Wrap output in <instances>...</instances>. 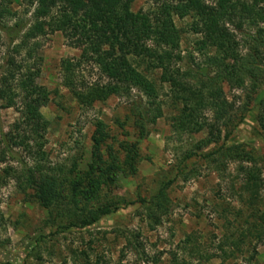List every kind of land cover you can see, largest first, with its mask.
Listing matches in <instances>:
<instances>
[{"label": "rangeland", "instance_id": "374dc122", "mask_svg": "<svg viewBox=\"0 0 264 264\" xmlns=\"http://www.w3.org/2000/svg\"><path fill=\"white\" fill-rule=\"evenodd\" d=\"M6 2L14 13L13 22L31 19L35 8L31 0ZM154 6L155 0H135L133 10L147 11ZM192 21V17L176 18L183 57L179 65L184 68H194L205 59L195 49L198 35L191 31ZM256 30L249 26L236 30L244 53L254 50L245 46L248 37L243 32ZM8 40L3 36L0 45V87L5 91L0 102V264H170L173 254L181 253L201 264H264V240L252 237L240 244L239 250L224 246L225 236L235 234L236 239L242 230L255 225L252 214L264 211V125L252 112H248L245 122L230 127L229 137H225L226 133L210 136L207 128L198 133L178 130L173 119L179 113V104L169 83L161 81V70H154L149 77L156 83L157 103L162 104L163 112L155 122H146L143 130L147 134L142 136V127L131 111L132 102L141 96L146 106L153 109L156 105L149 104L138 89H133L129 97L114 94L88 106L75 98L65 84L64 62H76L82 50L65 34L47 32L27 45L22 44V38L12 45ZM10 58L14 65L9 63ZM18 65L24 67L19 69ZM29 71H39L36 82L49 91V102L41 108L48 121L43 133L44 161L24 147H14L12 156L3 137L6 133L24 134L20 98H14L16 105H7L13 93H20V75ZM77 72L80 81H108L89 63ZM14 73L19 77L11 78ZM3 75L8 79L2 80ZM223 90L235 109L247 99L245 90L232 89L227 84ZM202 113L201 120L214 122L212 110ZM210 137L211 144H206ZM100 139L104 159L110 152L126 158L120 143L136 144L139 151L136 170L129 167L120 172L117 182L103 185L99 199L93 201L96 205L109 201L118 204V209L85 228L67 226V216L50 224V209L40 202L35 188L24 187L19 181L23 167L35 168L36 177L38 163L52 168L61 166L66 173L77 164L72 178L85 179L84 174L93 168L95 146ZM237 145L251 152L253 163L226 156V149ZM97 164L98 160L94 167ZM242 167H255L260 177L253 204H249L250 194L241 191L245 181ZM69 188L63 191L71 196ZM163 188L168 198L167 210L161 223L155 224L148 219L141 199L149 201ZM70 207L67 204L64 211ZM222 248L227 250L226 255ZM84 249L90 260L77 255ZM191 250L195 251L193 256L189 254ZM207 255L213 257L206 262Z\"/></svg>", "mask_w": 264, "mask_h": 264}, {"label": "trees", "instance_id": "16d2710c", "mask_svg": "<svg viewBox=\"0 0 264 264\" xmlns=\"http://www.w3.org/2000/svg\"><path fill=\"white\" fill-rule=\"evenodd\" d=\"M31 1L32 5L35 4L31 19L19 18L13 22L11 18H14V13L9 2L0 0V45L3 36H7L10 45L20 38L23 39L22 44L27 45L47 32L65 34L82 50L76 62H64L65 84L80 104L92 105L114 94L129 97L133 89H138L149 100V104L156 105L153 109L146 106L141 96L132 102V114L142 127L141 135L145 136L147 133L143 127L146 122H155L163 112L162 104L157 103L156 83L149 77L152 71L161 70V81L169 83L175 101L179 104V113L173 119L178 130L198 133L207 128L210 136L226 133L225 137H229L230 127L245 122L248 112H252L264 125V0H155L153 8L137 12L133 10L135 0ZM187 17L193 18L191 31L198 35L195 49L205 56L204 62L197 63L194 68L179 65L183 57L179 52L181 30L176 25V18ZM245 26L257 29L254 33L243 32L248 37L245 46L254 50L249 53H244V46L236 33V30L243 31ZM13 61L10 58L9 63ZM85 63L95 65L108 81H80L77 69ZM22 67L18 65L17 68ZM38 72L29 71L20 77L16 73L12 75L11 78L19 77L20 93H13L7 106L16 105L18 101L14 98H20L24 134L6 133L3 137L7 151L12 156L14 147H24L29 154L34 153L40 161H44L43 133L48 121L41 108L49 102V91L36 82ZM3 79L7 80L8 77L3 75ZM224 84L232 89L247 91V99L241 107L235 109V105L227 101ZM4 92L0 87V102ZM207 109L213 111L214 122L208 123L199 118L202 111ZM210 139L205 141L206 144H211ZM102 140H97L95 146L93 163L96 165L98 160V164L96 167L93 164V168L84 174L85 179L72 178L77 164L66 173L61 166L52 168L38 163L36 172L39 176L36 177L35 168L23 167L19 181L24 187L35 188L40 202L50 209V224L67 216L70 221L67 226L85 228L118 209V204L109 201L97 205L93 201L100 196L103 185L117 182L120 172H125L129 167L130 170H136L139 151L136 144L120 143L127 154L126 158L121 159L118 152H110L104 159L100 153ZM225 154L232 158L238 156L243 161H254L251 152L240 145L229 147ZM242 171L245 181L241 191L242 194H250L249 204H253L260 177L255 167H242ZM69 185L71 196L63 191L69 190ZM141 201L148 219L160 224L168 204L165 189L159 190L149 201ZM67 204L71 207L65 212ZM257 213L252 214L256 219L253 228L242 230L236 239L235 234L225 236L224 246H235L239 250L240 244L252 237L263 242L264 211ZM188 240L190 237L186 243ZM222 250L226 255L227 250ZM181 254H173L170 264H201ZM189 254H195V251L191 250ZM77 255L90 260L87 249ZM212 257L207 255L206 262Z\"/></svg>", "mask_w": 264, "mask_h": 264}]
</instances>
